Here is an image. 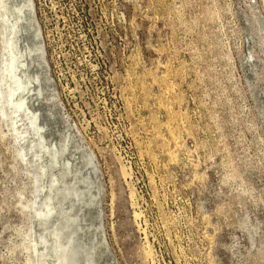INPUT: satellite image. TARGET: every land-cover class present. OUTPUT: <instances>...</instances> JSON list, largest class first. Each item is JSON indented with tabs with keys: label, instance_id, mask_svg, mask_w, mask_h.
<instances>
[{
	"label": "rangeland",
	"instance_id": "374dc122",
	"mask_svg": "<svg viewBox=\"0 0 264 264\" xmlns=\"http://www.w3.org/2000/svg\"><path fill=\"white\" fill-rule=\"evenodd\" d=\"M32 1L56 97L10 101L0 5V264H264V0Z\"/></svg>",
	"mask_w": 264,
	"mask_h": 264
},
{
	"label": "bare ground",
	"instance_id": "6f19581e",
	"mask_svg": "<svg viewBox=\"0 0 264 264\" xmlns=\"http://www.w3.org/2000/svg\"><path fill=\"white\" fill-rule=\"evenodd\" d=\"M0 5L4 12L5 28L11 33V37L7 41V74L13 83L9 99L18 110H22L28 115L31 123L36 126L38 124L39 128H43L44 123L39 118V108L35 105L39 100H44L43 93L45 98L51 101L54 100L55 95L47 65H44L42 61L44 55L41 47L42 35L35 19L33 1L0 0ZM52 145L56 151V144ZM65 163L69 170L72 160L67 159ZM101 237L102 232L98 230L97 238L101 239Z\"/></svg>",
	"mask_w": 264,
	"mask_h": 264
}]
</instances>
